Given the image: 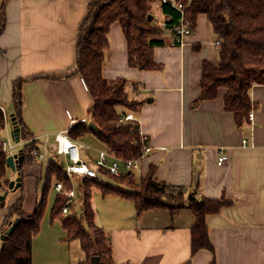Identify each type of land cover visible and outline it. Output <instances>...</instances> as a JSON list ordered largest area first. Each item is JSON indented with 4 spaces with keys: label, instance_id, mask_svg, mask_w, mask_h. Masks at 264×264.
<instances>
[{
    "label": "crops",
    "instance_id": "0c3cea01",
    "mask_svg": "<svg viewBox=\"0 0 264 264\" xmlns=\"http://www.w3.org/2000/svg\"><path fill=\"white\" fill-rule=\"evenodd\" d=\"M88 2L5 3L6 22L0 33V107L11 115L13 81L24 78L22 117L41 147V140L67 131L79 121L92 128L93 100L84 78L73 73L78 29ZM152 10L164 21L159 1ZM161 37L164 45L153 49L159 67H133L128 64L121 26L113 22L102 75L108 81L127 80L126 91L135 100L138 132L151 148L139 160L136 180L153 167L157 181L181 186L185 193L193 192L197 197L227 200L218 212L206 215L212 248L192 252L195 215L188 207L173 213L168 208H150L137 215L132 198L94 189L95 223L105 230L117 264H264V85L256 83L249 91L253 120L237 125L234 114L224 109L226 88L219 87L214 98L198 100L202 61H218L216 36L208 17L197 16L182 46L170 44V28L162 27ZM38 75L41 77L34 78ZM86 137L98 139L91 130ZM98 141L100 149H105ZM220 154L226 159L218 163ZM21 181L26 199L24 177ZM96 192L101 193L100 206L95 203ZM20 193L18 188L13 191L9 204ZM7 207L0 208V223ZM35 207L23 202L26 214H32ZM43 218L31 244L30 264H77L84 260L79 241L66 239L60 221L59 225L45 226ZM73 245L79 246L76 252Z\"/></svg>",
    "mask_w": 264,
    "mask_h": 264
},
{
    "label": "trees",
    "instance_id": "16d2710c",
    "mask_svg": "<svg viewBox=\"0 0 264 264\" xmlns=\"http://www.w3.org/2000/svg\"><path fill=\"white\" fill-rule=\"evenodd\" d=\"M0 2V33L5 22V3ZM185 5V17L194 29L197 16L205 14L211 28L220 40L218 61H202L200 78L201 93L198 100L214 98L219 87L226 88L223 96L224 109L234 114L237 125L248 119L251 108L250 88L254 84L264 85V0H179ZM165 27L172 29L179 22L181 13L170 3L160 2ZM150 0H89L86 14L79 26L76 42V69L86 83L93 100V122L97 128H89L79 121L67 130L73 139H79L88 131H93L105 147L114 155L122 158H137L141 155L142 144L138 130L130 123L118 124V111L121 107L133 109L135 100L126 91V79L116 78L108 81L102 75L105 51L109 47L108 32L113 22H119L128 46V64L144 69L158 68L154 61L153 49L164 45L161 37L162 27L153 23ZM36 76L34 78H39ZM56 78L53 76H48ZM24 78L13 81V115L20 129V138L24 140L22 167L31 164L34 157L31 150L37 146L36 140H30L22 117ZM3 127L0 109V128ZM139 139L138 143L134 139ZM6 154L1 150L0 141V187L9 182L6 177L8 166ZM103 175L115 180L116 185L102 179L85 177L78 183L74 201L66 213L63 206L68 196L57 192L51 207V219L57 218L66 231V239H77L84 252V260L77 264H90L91 256L98 255L100 264H117L113 261L110 247L107 245L105 230L95 223V209L92 206V191L103 194L119 193L135 201L136 214L150 208H168L171 213L188 207L195 215L191 227L192 252L201 248L211 249L208 238L206 215L218 212L227 200L224 198L197 197L193 192L185 193L178 185L167 184L153 179L152 170L136 181L135 175H109L102 169ZM53 179L63 182L66 189L73 186L67 178L64 168L56 159L46 161V178L40 202L32 214L23 209V191L8 205L0 225V234L5 233L15 219L17 223L11 232L0 238V264H30L33 236L39 231L40 221L47 202V193ZM23 187V184L19 187ZM23 190V189H21ZM76 203L80 209L76 210ZM6 205L0 200V208Z\"/></svg>",
    "mask_w": 264,
    "mask_h": 264
},
{
    "label": "built area",
    "instance_id": "2783aa9c",
    "mask_svg": "<svg viewBox=\"0 0 264 264\" xmlns=\"http://www.w3.org/2000/svg\"><path fill=\"white\" fill-rule=\"evenodd\" d=\"M162 3H170L176 9H178L181 13V17L179 22L175 24L172 28L173 37L171 39L170 44L172 46H182L184 44V38L189 35L193 29L191 27V22L188 18L185 17L184 9L185 5L179 0H160ZM153 23L159 25L161 27H165V22L158 17L154 16L152 19ZM214 45L219 47L220 40L216 39L214 41ZM2 117H3V127L7 126L11 122L10 115L4 111L2 107ZM248 118L253 120L254 112L252 110L248 113ZM118 124H126L130 123L134 129L138 130V121L136 110L131 108L122 109V107L118 111ZM139 133V132H138ZM13 139V143L12 140ZM139 139L142 140V137L139 133ZM139 139H134L135 143L139 142ZM30 140H36L35 137H31ZM1 141V150L6 154V156L18 154L22 149L17 152H13L11 148L15 145L14 143L22 144L24 140L19 138V140H15L11 130V137L9 139H2ZM37 141V140H36ZM50 151H43L41 146L37 144L32 150L31 155L35 160L38 161H47L50 158L56 159L59 163L62 164L64 168V172L67 178L71 181L72 187L71 189H66L62 181L55 179L53 181V187L57 192H62L63 194L68 196V200L66 204L63 206V212L66 213L69 209V205L74 201L77 192V177L79 180L84 179L85 177L91 178H101L104 177L103 172H100L98 169L104 170L109 175L120 176L126 173H133L134 170H137L139 167V160L144 156L145 153L150 151V147L145 144H142V153L137 158H122L114 155L107 148L99 149L98 155L95 159L89 160L85 159L82 156L81 149L76 139H73L67 134V131L58 132L54 135L53 145L49 147ZM226 159L225 154H220L218 156V163L223 162ZM79 183V182H78Z\"/></svg>",
    "mask_w": 264,
    "mask_h": 264
},
{
    "label": "rangeland",
    "instance_id": "374dc122",
    "mask_svg": "<svg viewBox=\"0 0 264 264\" xmlns=\"http://www.w3.org/2000/svg\"><path fill=\"white\" fill-rule=\"evenodd\" d=\"M156 1L160 2V0H150L151 12L153 11L152 7L154 6V3H156ZM153 16H155V15H153ZM125 108H127V107H122V109H125ZM8 122L9 123L7 124V126L2 128V130L0 131L1 138L6 139V140L9 139V137H11V130L13 129L12 122H10V121H8ZM11 141H12V143L14 142L13 139ZM53 141H54V137H52L51 139H50V137H48V140L45 139V141L41 140V142L43 143L41 149L43 151H50L51 152L49 147L51 146V144H53ZM77 142L79 144V147L81 149L82 154L85 153L88 157L91 156V158H93V159H95L97 157L98 151H99L100 146H101L98 139L93 138L91 140L88 137L84 138V135H83V136H81V138L77 139ZM14 144L15 145L11 148V150L14 153L19 151L20 149H22L24 146V143H22V144L14 143ZM18 168L19 167L17 166V170L11 172L12 173L11 178L16 177L17 175H20V171H19L20 169H18ZM22 172H23L24 180L26 182L25 188L27 189L26 199H24L25 193H23V199H24V202L26 203L27 207L28 206L33 207V204L37 205L40 202V199L42 196V190H43V187L45 184V178H46V161L39 162V161L34 159V161L31 164L23 165ZM132 174L138 176L137 173L135 172V170L133 171ZM104 178L105 177H101L99 179L104 180ZM77 181L80 182L82 180H79V178L77 177ZM136 181L138 182L139 180H136ZM78 182H77V184H78ZM104 182H107L108 184L116 185L115 180L112 178L107 177V178H105ZM6 189H7V184L2 185L0 187V194H2ZM18 189H20V188H18ZM21 189H23V187ZM21 191L24 192V190H21ZM12 193H13L12 190L7 189V195L5 197V202H6L5 208L9 204ZM56 194H57V191L52 186L46 195L47 196V202H46L44 212L42 215L44 217L43 219H45V221H46L45 226H46V224L50 225V224H53L55 222L57 223V225H59V220L57 218L51 219V207L54 203ZM100 194H101L100 192H96V194L94 195L95 196L94 197L95 203L98 202L99 206H100V201H101V198H100L101 195ZM35 200L37 201L36 203H35ZM79 209H80V205L78 203H76V210L78 211ZM50 222H52V223H50ZM1 223H0V225H1ZM49 227H52V226H49ZM59 229H60V226H59ZM55 230H56V227H55ZM32 241H33V243L35 242L34 236H33ZM73 241H76V240H73ZM76 247H79V246L73 245L72 249L75 250V249H77ZM32 249L33 250L36 249L35 244H34V247ZM75 252H76V250H75Z\"/></svg>",
    "mask_w": 264,
    "mask_h": 264
},
{
    "label": "water",
    "instance_id": "95a60500",
    "mask_svg": "<svg viewBox=\"0 0 264 264\" xmlns=\"http://www.w3.org/2000/svg\"><path fill=\"white\" fill-rule=\"evenodd\" d=\"M0 2H1V0H0ZM10 117H11V122H12V126H13L12 134H13V137L15 138V140L18 141L20 138V129L17 126V123H16V120H15L13 113H11ZM89 126L92 128H95V129L97 128V125L93 121L89 122ZM136 127H138V126H136ZM22 159H23L22 151H20L18 154L9 155L6 157V164L8 166V170L6 171V177L9 178V182L7 184L8 190L15 191L22 184V181H21L22 177L20 175H17L16 177L11 178V172L17 170V166H19ZM7 189L2 194H0V200L5 199V197L7 195ZM17 221H18V219H15L13 224H11L9 226V228L5 231V233L0 234L1 239L4 238L5 234H7L13 230L14 225L17 223ZM90 264H100L99 256L98 255H92Z\"/></svg>",
    "mask_w": 264,
    "mask_h": 264
}]
</instances>
